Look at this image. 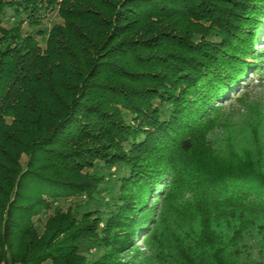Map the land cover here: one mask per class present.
Here are the masks:
<instances>
[{
    "label": "trees",
    "instance_id": "1",
    "mask_svg": "<svg viewBox=\"0 0 264 264\" xmlns=\"http://www.w3.org/2000/svg\"><path fill=\"white\" fill-rule=\"evenodd\" d=\"M262 30L264 0H0V264H264L263 121L215 137Z\"/></svg>",
    "mask_w": 264,
    "mask_h": 264
},
{
    "label": "rangeland",
    "instance_id": "2",
    "mask_svg": "<svg viewBox=\"0 0 264 264\" xmlns=\"http://www.w3.org/2000/svg\"><path fill=\"white\" fill-rule=\"evenodd\" d=\"M62 23V20L53 14H48L43 21L42 26L39 29L49 30L54 24ZM3 26L6 28H11L13 22L5 18ZM38 28H35V31ZM25 30L32 31L33 28L25 27ZM259 34L260 40L256 41L254 47V56H251L247 60V64L250 66L247 70H252L251 73L247 74L244 78L246 81L243 83L242 87L235 89L237 97L239 100L236 102H231L225 104V111L222 119H225L224 125L230 126L226 129L220 124V128L216 130V138L219 142H223L225 138L228 139L233 144H242L246 147H250L248 139L252 135V130H249L250 125L253 126L254 123H259L263 121V129L261 130V142L264 144V30L257 32ZM252 55V54H251ZM263 57V58H262ZM258 69V70H256ZM248 86V88H247ZM233 98V96H231ZM221 120L219 117L218 121ZM216 124V123H215ZM222 126V127H221ZM241 141V142H240ZM248 141V142H247ZM248 145H247V143ZM252 149V148H251ZM149 216L151 218H158L159 215L165 218L170 216L167 214L165 207L158 206L154 210L150 209ZM153 212V213H152ZM166 214L164 216V213ZM153 222H151L152 224ZM39 224V223H38ZM40 231L43 230L42 224H39ZM153 225L146 224L143 225L142 229L136 231L133 247L130 252L124 255V258L128 262H142L147 259L151 254H153V244L148 242L147 234L149 230L152 229ZM49 264V263H45Z\"/></svg>",
    "mask_w": 264,
    "mask_h": 264
}]
</instances>
